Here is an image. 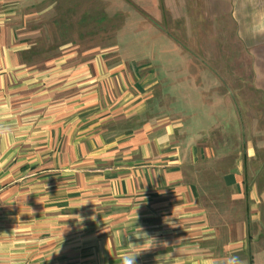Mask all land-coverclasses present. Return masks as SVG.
I'll use <instances>...</instances> for the list:
<instances>
[{"label": "crops", "instance_id": "crops-1", "mask_svg": "<svg viewBox=\"0 0 264 264\" xmlns=\"http://www.w3.org/2000/svg\"><path fill=\"white\" fill-rule=\"evenodd\" d=\"M21 1L0 0V264H264V161L224 149L223 96L206 126L150 65L32 63ZM242 4L166 0V24L217 40Z\"/></svg>", "mask_w": 264, "mask_h": 264}, {"label": "rangeland", "instance_id": "rangeland-1", "mask_svg": "<svg viewBox=\"0 0 264 264\" xmlns=\"http://www.w3.org/2000/svg\"><path fill=\"white\" fill-rule=\"evenodd\" d=\"M19 5L16 30L29 47L30 62L49 65L74 54L80 63L150 65L152 81L185 87L171 94L176 105L190 103L206 126L214 121L209 114L220 108L216 119L224 149L249 145L253 158L264 161V35H252L250 26H223L217 40L199 41L194 35L188 40L181 26H167L166 0H24ZM198 67L206 71L198 73Z\"/></svg>", "mask_w": 264, "mask_h": 264}, {"label": "clouds", "instance_id": "clouds-1", "mask_svg": "<svg viewBox=\"0 0 264 264\" xmlns=\"http://www.w3.org/2000/svg\"><path fill=\"white\" fill-rule=\"evenodd\" d=\"M258 0H243L242 6L245 8H250V16L252 19V23L250 25L251 34L254 36L264 35V9H260L257 7ZM243 38L242 33H238ZM154 240V239H153ZM155 241V240H154ZM136 246V244H134ZM152 248L151 246L143 251L149 250ZM142 252V251H141ZM135 254H125L121 260L122 264H136V257L141 253ZM224 264H243V261L239 256L232 255L224 261Z\"/></svg>", "mask_w": 264, "mask_h": 264}]
</instances>
